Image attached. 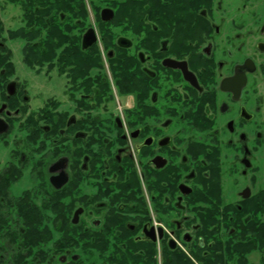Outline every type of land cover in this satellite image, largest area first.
I'll list each match as a JSON object with an SVG mask.
<instances>
[{"label":"flooded vegetation","instance_id":"af4514ba","mask_svg":"<svg viewBox=\"0 0 264 264\" xmlns=\"http://www.w3.org/2000/svg\"><path fill=\"white\" fill-rule=\"evenodd\" d=\"M0 264H264V0H0Z\"/></svg>","mask_w":264,"mask_h":264},{"label":"rangeland","instance_id":"374dc122","mask_svg":"<svg viewBox=\"0 0 264 264\" xmlns=\"http://www.w3.org/2000/svg\"><path fill=\"white\" fill-rule=\"evenodd\" d=\"M13 20H14V14L12 11H8L6 13V16L5 18H2V21H3V24H4V27L7 29V28H12V25H13ZM107 30V29H106ZM112 32L114 33V31L112 30ZM115 32H117L115 34L116 35H119V34H122V31L121 30H116ZM11 45V48H12V51L16 54L20 48V43H14V44H9ZM44 78L41 76L39 77V81H43ZM45 84V83H44ZM48 86V85H47ZM49 87V86H48Z\"/></svg>","mask_w":264,"mask_h":264},{"label":"trees","instance_id":"16d2710c","mask_svg":"<svg viewBox=\"0 0 264 264\" xmlns=\"http://www.w3.org/2000/svg\"><path fill=\"white\" fill-rule=\"evenodd\" d=\"M50 42H52L49 45H43L41 46V48L36 52L39 54H44V53H48L51 50V45L53 44L54 40H51ZM26 64L29 65L30 67H34L36 65L38 66H42L44 63V60L42 59L41 55H37L33 60L31 59H26ZM120 90H122L121 92H123V84L120 85V83H118Z\"/></svg>","mask_w":264,"mask_h":264},{"label":"water","instance_id":"95a60500","mask_svg":"<svg viewBox=\"0 0 264 264\" xmlns=\"http://www.w3.org/2000/svg\"><path fill=\"white\" fill-rule=\"evenodd\" d=\"M102 16H107V17L103 18L104 21H109L111 19V13L109 11H103ZM76 218H77V213L74 216V223L76 221Z\"/></svg>","mask_w":264,"mask_h":264}]
</instances>
